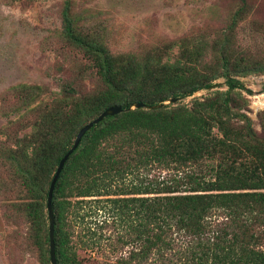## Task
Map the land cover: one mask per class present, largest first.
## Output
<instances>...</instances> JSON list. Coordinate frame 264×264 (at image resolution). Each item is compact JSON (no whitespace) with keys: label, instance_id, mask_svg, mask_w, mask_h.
<instances>
[{"label":"trees","instance_id":"1","mask_svg":"<svg viewBox=\"0 0 264 264\" xmlns=\"http://www.w3.org/2000/svg\"><path fill=\"white\" fill-rule=\"evenodd\" d=\"M244 7L219 41L182 43L171 61L114 52L105 33L83 30L72 0L64 1L63 36L91 62L101 87L36 124L31 136L42 158L33 159L27 145L9 151L0 140L2 165L13 167L27 195L10 216L21 209L27 218L40 264H51L46 201L57 166L78 131L113 105L124 111L86 132L56 183L58 264H81L79 251L102 247L103 238L115 240L112 253L131 247L121 264H264V109L258 132L244 111L243 91H252L237 77L264 73V63L232 47ZM220 77L224 86L213 83ZM216 86L206 97L181 100ZM172 97L180 99L164 103ZM138 101L148 106L128 110ZM153 167L168 172L150 178ZM216 212L223 221L215 225ZM109 227L118 234L104 237Z\"/></svg>","mask_w":264,"mask_h":264},{"label":"rangeland","instance_id":"2","mask_svg":"<svg viewBox=\"0 0 264 264\" xmlns=\"http://www.w3.org/2000/svg\"><path fill=\"white\" fill-rule=\"evenodd\" d=\"M64 1L0 0V140L9 151L27 145L26 151L33 159L42 158L36 151L41 144L31 135L38 131L36 124L41 123L43 116L50 115V109L57 106L70 110L75 106L71 97L101 87L91 62L63 36ZM72 3L83 30L104 32L114 52H132L138 57L161 54L171 61L182 43L192 48L196 42L219 41L221 34L230 30L235 13L243 4L244 11L240 18L238 15L233 30L232 47L264 63V0H72ZM208 49L211 57L213 47L208 45ZM237 77L252 91H243L249 102L244 111L252 117L258 132H262L258 114L264 109V73ZM224 82L223 77L213 80L222 86ZM215 89L218 87L202 89L181 100L190 103L194 97H206ZM26 135L28 140L23 138ZM2 159L5 158L0 157V264H40L39 247L32 238L34 232L27 218L21 209L10 216L13 205L22 208L27 195L19 180L13 179V167L9 163L2 165ZM166 172L165 168L153 167L149 177ZM212 219L216 225L223 221V216L216 212ZM75 229L77 234L80 226ZM104 233V237L118 234L112 227L105 228ZM114 241L103 238L102 247L81 249V264H121L120 257H128L131 247L112 253ZM177 244L175 249L184 243L179 240Z\"/></svg>","mask_w":264,"mask_h":264},{"label":"water","instance_id":"3","mask_svg":"<svg viewBox=\"0 0 264 264\" xmlns=\"http://www.w3.org/2000/svg\"><path fill=\"white\" fill-rule=\"evenodd\" d=\"M180 98L172 97L169 98L164 103H176L179 101ZM148 105L145 104L143 101L134 102L129 108H140V107H147ZM160 106V105H157ZM155 107V106H152ZM124 111L123 107L121 105H113L108 108H106L104 111H102L96 118L89 121L87 124H85L77 133L76 138L74 140L73 145L68 150V152L63 156V158L60 160L57 169L55 171L54 177L51 181L50 188L48 191V198H47V209H48V217H49V238H50V258H51V264H58L57 260V254H56V242H55V222H56V215L53 208V196H54V190L56 187V183L59 179V176L65 166L66 161L70 157V155L75 151V149L79 146L83 136L86 134L87 131H89L95 124L101 122L105 119L107 116H113L116 114L121 113Z\"/></svg>","mask_w":264,"mask_h":264}]
</instances>
